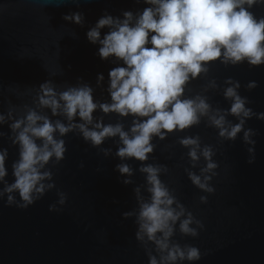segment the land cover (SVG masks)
<instances>
[{
    "label": "water",
    "instance_id": "obj_1",
    "mask_svg": "<svg viewBox=\"0 0 264 264\" xmlns=\"http://www.w3.org/2000/svg\"><path fill=\"white\" fill-rule=\"evenodd\" d=\"M145 6L137 0H0V113L14 107L15 115H23L24 106L34 107L39 85L48 80L57 91L88 83L94 88L95 99L109 100L104 89L108 72L115 65L99 58L98 46L88 42L86 32L105 11L120 16L122 11L135 12ZM251 10L257 17L264 16V6ZM72 12L84 14L83 25L64 20ZM107 31L103 29L102 35ZM209 67L207 77L191 82L187 95H207L213 108L227 109L230 101L222 93L227 86L224 81L231 77L240 82V95L250 101L246 106L264 112V65L225 66L216 61ZM98 73L105 77L102 87L96 85ZM212 79L219 87L203 92ZM249 81H256L258 87L248 90ZM45 114L51 117L49 110ZM94 115L103 116L106 124L119 119L116 114L99 111ZM227 119L238 122L232 116ZM131 120L121 121L125 130ZM244 127L257 133L252 137L256 141L252 164L247 162L250 145L243 142V133L235 141L222 140L206 119L183 132L174 131L163 141L153 140L156 148L147 163L167 166L168 172L160 179L204 224L196 237L182 235L177 225L172 238L182 247L191 245L200 250L201 259L193 264H264V121L253 117ZM0 133L5 134L0 136V148L8 149L6 179L11 183V164L18 159V147L7 138L11 135L7 124L0 125ZM186 135H198L202 146L211 145L215 151L213 160L219 167L211 180L215 188L212 194L188 179L185 168L199 174L204 161L192 168L188 149L178 143ZM63 139L65 158L58 164L53 159L47 165L53 173L54 189L27 209L6 206V197L0 200V264H148L147 249H153L155 255V246L137 241L135 216L125 219L122 215L138 209L135 187L141 186L145 198L149 195L143 188L145 176L138 171L141 162L125 161L134 175L133 183L124 185L125 177L114 170L121 163L115 157L118 137L105 140L100 148L86 143L78 133ZM103 148H111L112 154L106 157ZM58 191L67 195L63 206L57 203ZM201 196H207V203L200 202ZM52 204L60 210L49 211Z\"/></svg>",
    "mask_w": 264,
    "mask_h": 264
},
{
    "label": "clouds",
    "instance_id": "obj_2",
    "mask_svg": "<svg viewBox=\"0 0 264 264\" xmlns=\"http://www.w3.org/2000/svg\"><path fill=\"white\" fill-rule=\"evenodd\" d=\"M146 5L143 9L122 11L113 16L107 11L86 32L88 42L98 46L97 55L102 61H111L115 66L108 72L107 92L109 100L94 97V88L88 83H78L57 91L52 81L39 85L33 99L34 107L24 106V114L15 115L14 107L0 113V125L7 124L11 135L7 138L18 147V159L12 162L13 182L9 183L8 149L0 148V200L6 197V206L15 205L27 209L40 200L46 192L56 187L53 173L47 165L59 163L67 151L65 140L69 133H78L86 143L100 148L105 140L118 137L115 157L121 163L115 171L125 177L124 185L132 184L134 169L125 161L141 162L138 171L145 176L142 195L141 186L133 189L138 209L124 212L125 219L135 216L137 241L147 249L148 264H189L201 259L200 250L191 245L181 246L172 240L177 231L184 236L196 237L197 229L204 224L195 218L174 195V190L160 179L167 173L166 165L147 163L156 145L155 138L163 141L169 134L183 132L199 125L206 119L207 125L218 130L222 140L235 141L243 133V142L250 158L255 162L257 133L245 128L246 121L255 117L264 121V112H254L246 105L247 97L241 96L239 81L227 78L223 97L230 107L213 108L207 95L189 96L192 81L207 77L211 63L236 66L247 63L249 67L264 65V16L257 17L251 10L264 6V0H137ZM64 20L83 25L84 14L72 12ZM108 31L102 35V30ZM105 81L103 73L96 77L97 87ZM212 79L203 92L217 89ZM258 87L249 81L248 90ZM49 110L51 117L45 114ZM104 115L116 114L118 121L105 123ZM238 122L233 123L227 117ZM131 117L125 130L123 119ZM0 133V136H4ZM178 143L188 149L187 156L192 168L201 159L204 166L199 174L185 168L191 183L203 192L212 194L215 188L211 180L217 173L218 163L213 160L215 151L211 145H203L198 135L183 136ZM107 157L111 148L101 149ZM83 167V164H81ZM17 195L19 199H17ZM57 203L63 206L67 195L58 191ZM115 202V201H114ZM207 203V196L200 197ZM56 204L49 211H59ZM192 225H196L193 227Z\"/></svg>",
    "mask_w": 264,
    "mask_h": 264
}]
</instances>
